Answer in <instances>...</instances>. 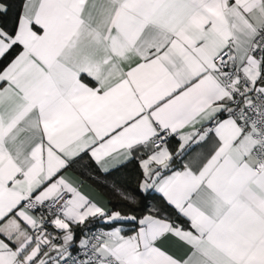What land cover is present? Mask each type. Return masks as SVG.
<instances>
[{
  "label": "snow or ice",
  "instance_id": "1",
  "mask_svg": "<svg viewBox=\"0 0 264 264\" xmlns=\"http://www.w3.org/2000/svg\"><path fill=\"white\" fill-rule=\"evenodd\" d=\"M0 63V264H264V0H22Z\"/></svg>",
  "mask_w": 264,
  "mask_h": 264
},
{
  "label": "trees",
  "instance_id": "2",
  "mask_svg": "<svg viewBox=\"0 0 264 264\" xmlns=\"http://www.w3.org/2000/svg\"><path fill=\"white\" fill-rule=\"evenodd\" d=\"M10 5V9L8 15L0 19V24L6 23L9 27L15 22L18 13L20 11V6L22 4V0H3ZM5 66V64L0 63V70ZM91 162L85 157V160L81 161L78 165L74 166V168L70 169L83 180L94 186L98 189L106 198L109 200L111 198L110 206L118 205L120 201L115 197L114 193L111 190V184L115 181L117 184H121L124 186H129L132 189H135L136 185V176L139 175V167L138 164L133 162L129 164L127 167L121 168L118 171H114L110 176H105L98 171H95V165L92 164L91 168L85 167V165L90 164ZM83 173V174H82ZM143 200L147 202L149 206L156 205L168 210L173 217L175 218L174 210L168 208V206L163 201L160 194L156 192H152L151 194H144L142 197ZM101 222L95 223L94 226L90 225L89 227L93 229L98 228Z\"/></svg>",
  "mask_w": 264,
  "mask_h": 264
},
{
  "label": "crops",
  "instance_id": "3",
  "mask_svg": "<svg viewBox=\"0 0 264 264\" xmlns=\"http://www.w3.org/2000/svg\"><path fill=\"white\" fill-rule=\"evenodd\" d=\"M176 146H177L176 141H173V147H176ZM187 159H188V157H185V160H187ZM180 166H182V162H178L177 167H180ZM67 175L69 177H71L73 180H76L77 182H81V181L83 182V187L81 188V191L84 192L85 194H87L90 197H92V198H94L96 200H99L101 202L108 201V199L106 198V196H104L98 189H96L94 186H92L91 184H89L88 182H86L85 180H83L81 177H79L77 174H75L70 169L68 170ZM119 226L124 227L125 229H128L129 227H131V225H129L127 222H124V223H122ZM98 227L102 228L104 231L109 230V229H107L105 227V225H104L103 222H101V224L98 225ZM173 250L175 251L176 249H173Z\"/></svg>",
  "mask_w": 264,
  "mask_h": 264
},
{
  "label": "built area",
  "instance_id": "4",
  "mask_svg": "<svg viewBox=\"0 0 264 264\" xmlns=\"http://www.w3.org/2000/svg\"><path fill=\"white\" fill-rule=\"evenodd\" d=\"M98 230H100V231H104L102 228H100V227H98V228H95V229H93L92 231L93 232H96V231H98Z\"/></svg>",
  "mask_w": 264,
  "mask_h": 264
}]
</instances>
